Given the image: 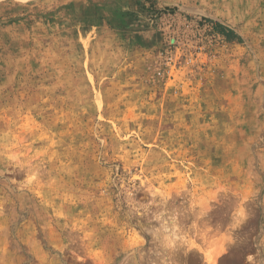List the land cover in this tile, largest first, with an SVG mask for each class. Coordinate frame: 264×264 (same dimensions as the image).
<instances>
[{"label":"rangeland","instance_id":"374dc122","mask_svg":"<svg viewBox=\"0 0 264 264\" xmlns=\"http://www.w3.org/2000/svg\"><path fill=\"white\" fill-rule=\"evenodd\" d=\"M0 264H264V0H0Z\"/></svg>","mask_w":264,"mask_h":264},{"label":"trees","instance_id":"16d2710c","mask_svg":"<svg viewBox=\"0 0 264 264\" xmlns=\"http://www.w3.org/2000/svg\"><path fill=\"white\" fill-rule=\"evenodd\" d=\"M216 27L219 30H221L223 33H225L226 36H228V37H231L234 34V31L231 28H229V27H227L221 23L216 22Z\"/></svg>","mask_w":264,"mask_h":264}]
</instances>
